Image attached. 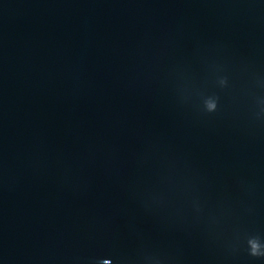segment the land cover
Masks as SVG:
<instances>
[{"label": "clouds", "instance_id": "clouds-1", "mask_svg": "<svg viewBox=\"0 0 264 264\" xmlns=\"http://www.w3.org/2000/svg\"><path fill=\"white\" fill-rule=\"evenodd\" d=\"M216 106H217L216 102H212L207 105V110L209 112L215 111ZM249 245H250L251 255L253 256L264 255V252H261V245L257 239L254 238L249 240Z\"/></svg>", "mask_w": 264, "mask_h": 264}]
</instances>
